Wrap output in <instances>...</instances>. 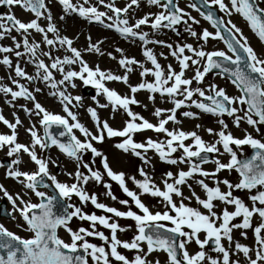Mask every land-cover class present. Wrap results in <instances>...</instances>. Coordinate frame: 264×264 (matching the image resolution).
Returning <instances> with one entry per match:
<instances>
[{
	"label": "snow or ice",
	"instance_id": "obj_1",
	"mask_svg": "<svg viewBox=\"0 0 264 264\" xmlns=\"http://www.w3.org/2000/svg\"><path fill=\"white\" fill-rule=\"evenodd\" d=\"M144 2L157 11L136 18L141 0H127L124 6H117L116 0H0V6L9 10L0 15V41H11L0 43V66L7 69L0 76V96L14 110L10 120L0 108V124L8 130L0 132L4 157L0 169L4 180L20 187L10 191L0 182V199L11 205L5 214L17 229L0 223V264H264V51L258 52L232 20L240 16L264 44V0L190 2L187 8L214 29L200 32L193 27L200 21L179 0ZM54 4L61 8L59 21L76 16L115 31L125 41H138L144 59L126 54L119 46L105 52L101 45L106 38L93 42L91 35L84 49L74 46L79 37L63 34L52 11ZM15 8L33 18H18ZM180 25L197 40L196 46L158 38L163 30L180 35ZM210 40L222 41L226 50H207ZM150 46L166 48L168 54L160 52L159 57L167 60L170 55L178 67L162 65ZM85 53L106 55L122 71L93 66ZM27 65L33 67L32 73ZM214 70L237 94L216 83L206 84ZM134 72L140 77L136 84L130 82ZM110 83L123 84L128 92L121 93ZM81 85L95 89L94 107L69 91ZM45 90L63 114L37 99ZM141 92L154 106L156 123L133 109L148 107L137 98ZM20 100L31 107L18 105ZM158 102L171 107H157ZM80 108L95 131L81 122ZM99 109L109 110L113 121L117 115L124 117L122 126L101 119ZM18 111L29 119L27 126ZM204 116L214 117L215 126L182 127L184 120L199 121ZM21 128L27 142L20 140ZM148 131L164 139L135 138ZM114 139L113 149L140 161L138 176L114 170L109 155L98 147ZM53 148L75 165L63 173L68 181L50 170V164L62 168L48 155ZM149 152L176 169L166 171L159 183L152 174L155 164ZM112 182L127 198L118 199ZM94 185L102 186L104 195L125 210L101 202L90 190ZM145 196L157 199L162 210L154 211ZM89 205L103 214L87 211ZM121 220L131 223L122 225ZM128 233L131 236L121 238ZM249 233L251 243L242 242L250 239ZM192 245L197 247L190 251ZM161 253L164 261L159 259Z\"/></svg>",
	"mask_w": 264,
	"mask_h": 264
},
{
	"label": "rangeland",
	"instance_id": "obj_2",
	"mask_svg": "<svg viewBox=\"0 0 264 264\" xmlns=\"http://www.w3.org/2000/svg\"><path fill=\"white\" fill-rule=\"evenodd\" d=\"M192 2L191 0H179V4L181 7L185 8L187 11L191 12V15L194 16L196 19H198L200 21L199 25H193V27L195 28V30L197 32H200L202 29L207 28L209 31H214V29H212L210 23L208 21H205L197 12H195L192 9H188L187 5ZM227 2V0H226ZM127 3V0H116V4L117 6H124ZM101 10H105L103 9V7L101 6ZM9 10L8 8L5 10V12L7 13ZM13 11H15L16 15L18 18L27 21L32 17V15L30 13H26L23 12L21 9L19 8H15L13 9ZM52 11L54 13V15L57 17V23L58 25L61 27L63 34L68 35L70 37H76L78 36L79 39L76 40L75 45L76 47L80 48V49H84L86 47V37L88 35H91L93 42H96L98 40L101 39H105V43L103 45H101L102 49L105 52L108 51H112L113 48L115 46H119L121 48H123L124 50H127L128 55L130 56H135L138 60H143V56L141 55V47L139 42H130V41H125L123 40L115 31L113 30H109V29H105L103 26L99 25V24H95L94 29L92 30H88L86 32H82L83 29V25H81V22L79 21V18L70 16V17H66L65 21H59L58 17L62 14L61 12V8L58 4H54ZM157 11V9L155 7H150L148 6L144 0L141 1V9H139L136 13H135V17L139 18L140 16L144 15L145 13L148 12H155ZM221 16H224L223 13H220ZM225 19H227V17H225ZM232 20L234 23H236L239 27H241L244 31V34L248 37L251 45L258 51H264V44H261V42L258 40V38L250 31V29L248 28L247 24H245L244 22H239L237 19V15H234L232 17ZM89 24V23H88ZM85 26H87V23L85 24ZM179 27V31H180V35H176L174 32H172L171 30H163L160 34L159 37L160 39L165 40L166 42L169 43H192L194 46H196L198 44L197 40L195 38H192L187 32L184 31V26L180 25ZM145 31H149L151 33V29L145 27L144 28ZM13 35H16V33L14 32ZM35 38L37 40L40 39V36L37 34H34ZM0 43L9 45L11 44L10 40H4V41H0ZM202 43V42H200ZM153 47V46H150ZM207 50H214V49H219V50H226V46L222 41H215V40H210L208 42L207 45H205ZM157 50L156 53L158 54V58L160 59V63L162 65H167L169 63H171L174 67H178L177 66V62L175 61L174 58H172L170 55L168 56V59L165 60L162 57H159V53L160 52H164L166 55L168 54V50L166 48H161L159 46L156 47ZM62 54V53H61ZM118 56V54H117ZM85 60H87L90 64H92L93 66L95 64H99L100 67L102 69H112L113 71H122L120 69H118V66L116 64L115 61L110 60L106 55L105 56H97L95 54H90V53H85L84 56ZM24 66V65H22ZM147 66L151 67L150 64H148ZM26 69L29 73H32L33 68L31 65H27ZM7 72V69H5L3 66H0V76H5ZM191 71H189L188 75H191ZM57 78H59V76L57 75ZM151 79V78H149ZM140 81V77L138 76L137 72H134L131 77H130V82L132 84H136ZM77 83L79 84L80 82L77 81ZM208 83H216L222 87H226L229 94H237L236 90L234 89V87L230 84V82L226 81L224 78L222 77H218L216 76L215 73L210 74L206 77V84ZM109 87H113L116 88L118 91H120L121 93H126L128 92V89L125 85L123 84H118V83H110ZM90 90L93 91V95L90 94ZM69 91L73 94V95H82L85 100H84V104L86 106H95L91 97H93L95 95V89H93L92 87L88 86V87H84V86H80L77 89H71L69 88ZM41 95V96H40ZM38 95L37 99L45 105V107L49 108L50 110L63 114L61 111V105L59 103H56V99L50 97L47 95V90H45L44 94H40ZM147 93L146 92H141L137 94V98L143 103V104H147L148 107L147 109L143 108V107H138V106H133L134 111L139 112L141 115H143L145 118L149 119L150 121H152L153 123H156V118L152 115V111H153V105L152 103L147 99ZM157 101H159V97H157ZM19 104H28V102L20 100L18 102ZM29 107H31V104H28ZM155 106L160 107L161 104L158 102ZM167 107H171V105H167ZM166 107V108H167ZM0 108H2L4 110V114L8 119H12V111H14L12 108H10L7 104H5L4 102V97L0 96ZM84 110V108H83ZM101 116V119H107L109 120V123L112 124V126L114 127H120L122 126L123 123V119L124 117L117 115L116 119L113 121L112 119H110V111L107 109H99L98 110ZM23 115H25V113H23ZM88 117V116H87ZM181 119H183L182 117H180ZM21 119L25 122V125L27 126L30 121L29 119L26 117V115ZM26 119V120H24ZM82 122V121H81ZM196 123H202L205 126H215V118L211 117V116H204L202 117L201 120L199 121H188V120H184V123L182 125V127L185 130H192L194 128V125ZM229 123H231L229 121ZM87 126V125H86ZM88 127V126H87ZM169 128L173 127L171 124L168 125ZM90 130L95 131L94 126L92 128H89ZM58 130V129H57ZM8 131L2 124H0V132H6ZM59 131V130H58ZM235 133L237 135H240L241 133L238 130H234ZM249 131H251V129H249ZM20 134H22V136L24 137L25 140H21V142H27L28 139L26 138V133L24 131L23 128L20 129ZM202 135L205 136V139H211L210 137H208L205 133L201 132ZM255 135V133H253ZM28 137V136H27ZM147 137H152L153 139H164L163 135L161 134L160 136H157L156 133L148 131L146 133L143 134H137V136L135 137L138 141H142L144 139H146ZM63 139H67V138H63ZM117 142L115 139L112 141H106L105 145L103 146H98V147H102L105 151L106 154L109 155V159L112 162V166L114 168V170L117 171H125L126 173H128L129 175H137L138 173L136 171V169L139 167L140 165V161L132 156H125L121 153H118L115 149L112 148V144ZM52 150L56 151L57 154V163L59 165L62 166L61 167H51L50 170L53 174L57 175V178L61 181H68L69 178L64 175L63 173L65 171H72L74 170V163L69 161L66 157H64L62 154H60L58 152L57 149L53 148ZM246 152L250 151L249 149L245 150ZM90 155V154H89ZM149 156L153 157V163L155 164V171L152 172L151 169H149L150 172H152V174L155 176V179L157 181V183H159L160 181V177L168 170H172L175 171V167L174 166H169L167 164H164L163 162L159 161V159L157 157L154 156V154L152 152H149ZM27 158V157H26ZM87 158V157H86ZM3 153H0V160H3ZM7 162V161H5ZM97 167H100L99 164H97ZM183 167V166H182ZM205 167L207 168H211V165H206ZM32 169V168H31ZM223 176H228V173H223ZM234 175V174H233ZM139 178V177H138ZM231 178V177H229ZM0 182L5 183L6 187L9 188L10 191H19L20 187L19 185H17L14 181L11 180H4V170L0 169ZM113 183V192L114 194L118 197V199H125L127 198L122 190L119 188L118 185L115 184V182ZM129 187L134 188L133 185H131V183L129 182ZM92 191H95L99 197H100V201L103 203H106L110 206H114V207H118L121 210H125L123 206L119 205L116 201H112L111 199H109L108 197H106L104 195L105 190L103 189L102 186H98V185H94L91 187ZM185 195H188V190L185 189ZM197 191L199 192V189H197ZM33 201H36L37 198H35L34 196L32 197ZM145 203H147L150 207H152V209L155 210H162L163 206L159 203V201L155 198H151L148 196L143 197ZM5 201L7 203V209L9 211H11V205L10 203L7 202L6 199H0V204ZM76 203H78V201H74ZM193 206L195 205V202H192ZM87 211H95L98 215L103 214L101 210H97L94 208V206L89 205L88 208L86 209ZM0 220L7 225L11 230L13 231H17V229L15 228V224L13 221H11L8 217H0ZM122 225H126L131 223L130 221H125V220H121L120 221ZM87 226V225H85ZM106 231V230H105ZM20 235H25V233L20 232ZM61 236L65 239H67V235L63 232H61ZM129 236H131L130 233L128 234H121V238H128ZM237 236V233H236ZM250 239L248 241H242L245 243H251V233H249ZM238 238V237H237ZM96 243H100L99 241H93ZM197 246L192 245L190 247V251L195 250ZM213 255H215L214 253H212ZM159 259H161V261L165 260V256L163 253H161L159 255Z\"/></svg>",
	"mask_w": 264,
	"mask_h": 264
},
{
	"label": "bare ground",
	"instance_id": "obj_3",
	"mask_svg": "<svg viewBox=\"0 0 264 264\" xmlns=\"http://www.w3.org/2000/svg\"><path fill=\"white\" fill-rule=\"evenodd\" d=\"M73 17H76V16H73ZM76 18H79V17H76ZM80 19V18H79ZM237 19H238V21L239 22H243V19L240 17V16H238L237 15ZM80 22H81V25H83V29H82V32H86V31H88V30H92V29H94V25L95 24H88V22H86V21H84V20H82V19H80L79 20ZM87 23V26H85V24ZM154 47V50H157V46H153ZM125 52L127 53V50H125ZM33 68V67H32ZM33 71H34V69H33ZM32 71V72H33ZM41 96V95H40ZM84 100H85V98H84ZM101 102H104L103 101V99L101 98ZM56 103H58L57 101H56ZM167 105L168 104H161V106L160 107H167ZM78 112H79V117H80V119H81V121L83 122V123H85V125H87L89 128H92L93 127V123H92V121H91V119H90V117L88 116V114L85 112V110H83V108H80V109H78ZM18 115H20V117L22 116V118L25 116V115H23V112L22 111H18V113H17ZM88 116V117H87ZM24 120H26V119H24ZM26 121H24V123H25ZM77 135H79V133H77ZM26 138L28 139V137H27V134H26ZM20 139L21 140H25L24 139V137L22 136V134H20ZM48 155H51V157L54 159V160H57V154H56V151L55 150H51V152L50 153H48ZM25 160H27V158L25 157ZM55 165H51L50 164V168L51 167H54ZM28 167L29 168H32L33 170H34V168H35V166L34 165H31V164H29L28 165ZM131 234V233H130ZM237 237L239 238V234L237 233Z\"/></svg>",
	"mask_w": 264,
	"mask_h": 264
}]
</instances>
